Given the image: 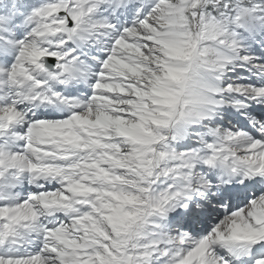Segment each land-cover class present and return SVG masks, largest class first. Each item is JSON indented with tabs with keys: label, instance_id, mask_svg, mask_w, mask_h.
I'll return each mask as SVG.
<instances>
[{
	"label": "snow or ice",
	"instance_id": "1",
	"mask_svg": "<svg viewBox=\"0 0 264 264\" xmlns=\"http://www.w3.org/2000/svg\"><path fill=\"white\" fill-rule=\"evenodd\" d=\"M0 264H264V0H0Z\"/></svg>",
	"mask_w": 264,
	"mask_h": 264
}]
</instances>
